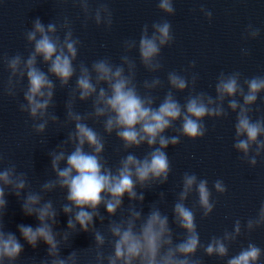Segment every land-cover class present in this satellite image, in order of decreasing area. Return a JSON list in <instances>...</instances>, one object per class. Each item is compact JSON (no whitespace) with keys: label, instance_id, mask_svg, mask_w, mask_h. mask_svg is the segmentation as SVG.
<instances>
[{"label":"clouds","instance_id":"obj_1","mask_svg":"<svg viewBox=\"0 0 264 264\" xmlns=\"http://www.w3.org/2000/svg\"><path fill=\"white\" fill-rule=\"evenodd\" d=\"M43 2L46 0H37ZM91 2L51 0L58 5L78 6L85 27L93 21L97 27L110 30L113 12L107 0H97L95 8ZM157 9L165 17L176 12L174 0H157ZM199 12L211 22L210 9L201 6ZM260 36L261 29L249 23L242 39L256 40ZM24 38L31 46L27 56L19 52L12 56L0 54V63L10 73L0 94L16 99L22 93L23 102H18V109L32 121L36 136L45 137L50 124L56 126L57 132L67 131L65 139L48 152L54 178L40 184L39 191L32 189L28 171H18L17 165L0 150V264H17L25 243L35 250L41 242L46 246V255L40 259L32 257L31 264H203L202 259L196 258L198 251L209 258L226 260V264H261L264 249L252 241L234 255H229V249L244 232L251 234L264 228V202L256 216L248 218L243 226L236 219L231 231L225 230L222 236L201 242L195 209L198 206L202 218L213 213L217 202L212 190L224 195L227 186L223 180L213 181L210 189L206 178L194 172L183 174L181 190L172 205V223L184 233L178 242L168 215L159 207L166 203V194L159 193V199L149 205L147 214L143 205L145 191L168 182L171 163L166 150L179 145L181 138L192 141L204 138L208 131L205 119H223L234 113L233 149L251 168L257 166L258 158L264 156V115L253 119V106L264 93V75L249 78L242 77L239 71L227 74L222 71L216 78L213 96L196 91L199 73L192 72L189 78L169 71L168 90L159 99L154 93L164 87V82L155 74L163 69L162 50L175 39L170 20L164 18L154 21L151 31L145 24L138 41L129 38L122 42L119 64L110 57L93 60L90 65L84 61L77 64L81 41L74 37L72 21L66 15L46 25L39 17L35 18ZM134 50L143 68L153 74L140 85L137 63L130 55ZM241 55L250 56V49L241 48ZM40 65L46 66L47 71ZM195 68L193 60L184 71ZM73 79L75 84L67 94L65 119L61 121L54 110L50 111L55 108L57 82L63 90L69 88ZM25 80L26 87H21ZM189 88L191 91L181 104L176 93ZM89 101L90 111L77 110L78 102ZM90 121L102 122L103 134ZM113 134L127 153L115 167L109 166L104 158L105 137ZM40 143L46 145L47 139H41ZM143 146L148 151L142 157L136 155L133 150ZM27 167L34 170V161ZM58 190L64 197L57 207L53 199L45 197ZM193 193L198 199L190 208L186 202ZM9 194L20 202L25 216L38 221L35 227L18 225L19 237L6 230ZM125 196L129 201L126 209ZM101 207L108 218L106 227ZM125 211L127 215L123 214ZM61 212L68 217L67 226L57 231ZM117 213H121L119 220L113 219ZM96 220L100 221V228L96 227ZM81 232L90 234L93 243L62 255V249L71 247L72 237ZM106 246L111 251L106 253Z\"/></svg>","mask_w":264,"mask_h":264},{"label":"water","instance_id":"obj_2","mask_svg":"<svg viewBox=\"0 0 264 264\" xmlns=\"http://www.w3.org/2000/svg\"><path fill=\"white\" fill-rule=\"evenodd\" d=\"M107 2L113 12V25L110 30L103 26L97 27L93 21H89L85 27L83 13L72 3L58 5L51 3V0L43 3H37V0H0V54L12 56L19 52L27 56L31 46L27 44L24 33L31 28L32 21L39 17L46 25L66 15L72 21L74 37L81 41L77 64L84 61L90 65L93 60L103 57H110L113 63L119 64L123 51L122 42L129 38L138 41L145 24L149 25L151 31V24L164 18L170 20L175 39L170 46L162 50L163 69L155 74L164 82V87L154 93L159 99H162L168 90L169 71H176L189 78L192 72L199 73L196 91H205L213 96L216 78L222 71L226 74L239 71L242 77L249 78L264 75V0H174L176 12L171 17H165L158 11L157 0H107ZM91 6L95 8L97 0H92ZM201 6L212 11L211 22L199 12ZM249 23L261 29V36L256 40L242 39V34ZM241 48L250 49L251 55L243 57ZM130 55L137 63L138 85L142 84L144 79H151L153 74L148 73L140 64L138 53L134 50ZM193 60L196 61V68L185 72ZM40 66L47 71L46 66ZM9 74L6 65L0 63V91L6 85ZM74 84L75 79L70 82L69 88L61 90L57 82L55 108L50 111L54 110L61 121L65 119L64 102L70 87ZM26 85L25 80L21 87ZM189 91L191 88L183 93H176L181 104L184 103ZM18 102H23L22 93H18L16 99L0 94V150L6 154L7 160L17 165L18 171H28L32 189L39 191L40 184L54 178L50 170L48 152L65 139L67 130L57 132L56 126L50 124L45 137L36 136L32 132V121L26 113L19 111ZM76 107L80 112L90 111L91 101L78 102ZM261 115H264V93L253 106V119ZM89 123L103 134L102 122ZM204 123L208 129L204 138L195 141L181 138L179 145L170 146L166 150L171 163L167 184L154 186L152 190L144 193L145 214L149 211V205L159 199L160 192L166 194V203L160 204L159 207L168 215L177 242L183 238L184 233L172 223V205L181 190V180L185 172H194L198 177L206 178L210 189L213 181L217 179L223 180L227 186L224 195H218L214 189L212 190L213 200L217 203L209 217L202 218L198 206L195 209L197 231L202 243H207L212 236H222L225 230L231 231L236 219H240L243 226L248 218L256 216L261 203L264 202V156L258 158L255 168H251L243 161L241 154L233 149L235 114L230 112L228 117L223 119H205ZM176 126L179 127V123ZM41 139H47V144H41ZM105 139L104 158L109 166L115 167L120 157L127 153L123 151L121 142L114 134L106 136ZM133 151L142 157L148 149L143 146ZM32 160L34 170L27 167ZM63 197L64 193L58 190L45 199H53L58 207L59 203L63 202ZM6 199L8 201L6 230L16 233L19 237L18 225L33 227L37 225L35 217L23 214L21 204L14 195L9 194ZM197 199L193 193L186 202L187 206L193 207ZM128 203L125 196V209ZM100 212L106 217L104 221L106 227L108 223L106 211L101 207ZM123 214L127 215V212ZM120 215L121 213H117L113 219L119 220ZM57 219L56 230L66 229L68 217L61 212ZM95 225L100 228V221L96 220ZM249 241L264 249V228L257 229L251 234L244 232L230 246L229 255L237 253L240 247L246 246ZM21 243H24L23 240ZM92 243V236L81 232L72 237L71 247L62 249L61 254L67 256L73 249L87 248ZM46 251V246L42 242L35 250L25 243L24 252L17 264H31L32 257L43 258ZM109 251L111 249L106 246L105 252ZM196 258L202 259L203 264H226V260L209 258L204 256L202 251L197 252ZM261 264H264V258Z\"/></svg>","mask_w":264,"mask_h":264}]
</instances>
